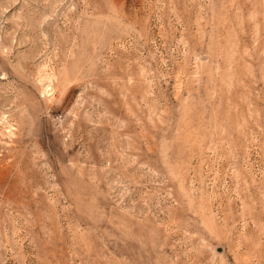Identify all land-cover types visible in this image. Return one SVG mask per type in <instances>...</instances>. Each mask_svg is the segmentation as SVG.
<instances>
[{"label":"rangeland","instance_id":"rangeland-1","mask_svg":"<svg viewBox=\"0 0 264 264\" xmlns=\"http://www.w3.org/2000/svg\"><path fill=\"white\" fill-rule=\"evenodd\" d=\"M0 264H264V0H0Z\"/></svg>","mask_w":264,"mask_h":264}]
</instances>
